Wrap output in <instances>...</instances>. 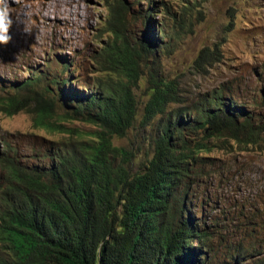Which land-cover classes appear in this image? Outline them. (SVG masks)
<instances>
[{"label":"trees","instance_id":"1","mask_svg":"<svg viewBox=\"0 0 264 264\" xmlns=\"http://www.w3.org/2000/svg\"><path fill=\"white\" fill-rule=\"evenodd\" d=\"M125 10L122 3L109 7L103 31L113 40L102 50L108 59L115 58V65L103 70L111 77L96 79L92 91L72 86L64 56L56 75L38 73L12 87L0 80L1 91L11 94L2 102L7 116L31 100L33 128L65 136L48 141L53 145L49 155H36L48 157L46 163L19 165L0 152L5 173L0 184V264H208V236L195 228L186 211L191 166L208 151L205 140L255 143L264 125L220 94L205 96L194 115L168 112L171 104L182 102L178 85L151 69L141 124L149 131L152 156L133 172L132 154L114 146L113 139L125 137L134 125L133 88L149 57L156 58L166 32L164 27L149 28V41L127 39L121 30ZM160 13L168 14L166 9ZM217 54V49L204 48L194 64L212 66ZM74 120L94 127L65 123ZM4 147L6 152L8 145ZM241 258L240 252L224 264H264Z\"/></svg>","mask_w":264,"mask_h":264},{"label":"rangeland","instance_id":"2","mask_svg":"<svg viewBox=\"0 0 264 264\" xmlns=\"http://www.w3.org/2000/svg\"><path fill=\"white\" fill-rule=\"evenodd\" d=\"M7 3L13 19L12 39L7 45H0V80L6 87L30 80L38 73L56 75L58 60L61 62L63 56L69 63L70 83L77 90L92 91L96 79L111 77L103 70L113 68L115 58L108 59L102 49L113 36L103 30L109 7L119 3L126 8L121 30L127 39L149 41V28L164 27L166 34L158 45L162 50L158 47L156 58L149 57L133 88L137 102L134 125L125 137L113 139L114 146L132 154L133 172L152 156L149 131L141 124L149 98L146 73L151 69L178 85L182 102L171 104L168 112L194 115L205 96L220 94L243 106L253 116V122L264 125V0ZM164 9L168 14L160 13ZM204 48L217 49L219 60L200 69L194 61ZM9 95L0 88V152L19 165L46 163L48 157L36 155H49L53 145L48 141H60L65 136L33 128L28 113L31 100L16 114L7 116L2 102ZM21 95L27 97L29 92ZM65 123L86 130L94 127L80 120ZM203 137L197 135L199 140ZM204 143L208 151H202L200 161L191 166L186 211L195 228L208 236V264H224L240 252L243 263L264 262V132L255 143L231 138H210ZM4 144L8 145L6 152ZM4 178L0 167V184Z\"/></svg>","mask_w":264,"mask_h":264},{"label":"clouds","instance_id":"3","mask_svg":"<svg viewBox=\"0 0 264 264\" xmlns=\"http://www.w3.org/2000/svg\"><path fill=\"white\" fill-rule=\"evenodd\" d=\"M13 25V19L7 0L0 2V45H7L12 37L10 29Z\"/></svg>","mask_w":264,"mask_h":264}]
</instances>
